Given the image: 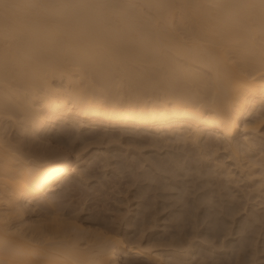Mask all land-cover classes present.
Wrapping results in <instances>:
<instances>
[{"label":"bare ground","instance_id":"bare-ground-1","mask_svg":"<svg viewBox=\"0 0 264 264\" xmlns=\"http://www.w3.org/2000/svg\"><path fill=\"white\" fill-rule=\"evenodd\" d=\"M258 3L0 0V264H262ZM112 142L128 159L106 154L104 166L134 173L120 213L96 220L55 204L61 179L87 176L84 150ZM239 180L256 202L238 201ZM168 221L176 231L156 235ZM255 221L253 256L241 245L231 257L232 223L251 232Z\"/></svg>","mask_w":264,"mask_h":264},{"label":"rangeland","instance_id":"rangeland-1","mask_svg":"<svg viewBox=\"0 0 264 264\" xmlns=\"http://www.w3.org/2000/svg\"><path fill=\"white\" fill-rule=\"evenodd\" d=\"M101 126V127H100ZM96 129H100V130H97V131H100V133L102 132V134L103 133H105V134H108V133H114L116 136L119 134L120 136L122 135L123 136V138H127V137H129L130 136V134H129V132L128 133H125L124 134V131H125V129L126 130H129L127 127H124V131H123V127H104L103 125H99V127L97 126L96 127ZM96 129H94V128H92V129H90V131H92V130H94V131H96ZM88 131H86V133H87ZM123 132V133H122ZM126 132V131H125ZM212 132V131H211ZM85 133V134H86ZM92 133H94L93 131H92ZM122 133V134H121ZM208 133H210V132H208ZM213 133V132H212ZM212 133L210 134V135H212ZM88 134V133H87ZM90 134V133H89ZM124 134V135H123ZM145 134V133H144ZM240 134H241V132H240ZM239 134V135H240ZM148 138L147 139H149V135L148 134H145ZM153 136V137H152ZM152 136L150 135V139L149 140H151L152 138H157L156 137V135L154 136V134H152ZM118 137V136H117ZM116 137V138H117ZM122 138V137H121ZM158 139H159V142L160 143H158V146H162V143L163 142H165L164 140H160V138H157L156 139V142L158 141ZM96 139H91V140H89V142L91 143H93L94 141H95ZM152 141H153V139H152ZM161 141H163V142H161ZM170 140H168L167 142L169 143V144H173L172 145V147L173 146H176V145H178L179 144V142H173V141H171V142H169ZM258 142V141H257ZM169 144H167L168 146H169ZM176 144V145H175ZM258 144H259V142H258ZM257 144V147L259 146ZM116 146L117 148L116 149H112V150H109V151H104V150H107L106 148L109 146V145H96V144H91L89 147H87L85 150H84V154H86L85 155V157L83 158L84 160H82L81 162H80V164H78L77 165V167H78V170L80 171H83V173H85L87 176H84V178H83V182L80 180V181H78L77 179H78V177H77V174L75 173V171H73L72 172V174L70 175V177H68V178H66V179H61L60 180V182L59 183H57V185H56V190H55V193L56 192H58L59 194H56L57 196L59 195V198L58 197H56V195H55V193H54V196L56 197L55 199H53L55 202V204H61V205H63L64 207L66 206V205H68V206H66L65 208V210H67V208L69 209H71V208H76L77 207V209H78V207L80 208V206L81 207H83V208H86L88 211H87V213H88V215H91V216H94L93 218L94 219H96L97 220V218H99L98 220H107V221H109L110 219H111V217L113 216V215H115V214H118L117 212H119V208H121L122 207V202H123V200H121L122 198H124L125 197V194H128V193H126V191L124 190V189H126L129 185L128 184H126V183H128L129 182V184L132 182L133 183V180H134V173H131L130 172V169L131 168H124L123 170H119L118 171V169H116V168H118V166L117 165H107L106 167L104 166V157H105V155L106 154H114V155H117L116 157H112L111 158V161H114V160H122V161H127V157H126V155H125V153L124 152H122V150H120V147H122V146H120L119 145V143H114V142H112L111 144H110V147L111 146ZM163 145H164V143H163ZM171 145H170V147H171ZM179 145H181V143L179 144ZM264 144H262L261 145V148H259V149H261V150H264L263 148H264V146H263ZM167 146V147H168ZM166 146L165 147H162L163 149H161L160 150V152H164L166 149L168 150H170L171 148L170 147H168L167 148ZM102 149H104V150H102ZM148 149V148H147ZM151 150H154V148H151ZM171 151H173V150H171ZM153 152V151H152ZM152 152H151V154H152ZM222 154L223 155V153H222V151H219V154ZM263 153H264V151H263ZM153 154L156 156V151L154 150V152H153ZM220 154V155H221ZM158 155V154H157ZM107 156V155H106ZM104 158V159H103ZM228 164V163H227ZM231 167V166H230ZM112 168H114V169H112ZM116 170V171H115ZM74 173V174H73ZM89 174V175H88ZM76 175V176H75ZM77 179H76V178ZM76 179V180H75ZM78 181V182H77ZM244 181H246V180H244ZM244 181H242L241 180V182H240V180L238 181L239 183V185H238V189L239 190H237V195H238V198H241V196H240V194L241 193H243L242 191H243V189H245L244 191L245 192H249V190L252 188H250L249 187V189H248V186H250L249 185V182H244ZM247 183V184H246ZM154 184V183H153ZM131 185V188H128V191L131 189V190H133L134 189V187H135V185H134V187L132 186V184H130ZM246 185V186H245ZM248 185V186H247ZM126 186V187H125ZM130 187V186H129ZM239 187H241V188H239ZM124 190V191H123ZM127 190V189H126ZM149 190H151L150 188H149ZM242 190V191H241ZM153 191V190H152ZM239 191H241V193L239 192ZM124 192H125V194H124ZM239 192V193H238ZM153 193L154 192H151V191H148V193H147V196H149V200H150V202L152 203V197L151 196H153ZM63 194V195H62ZM65 194V195H64ZM130 194V193H129ZM128 194V195H129ZM248 194V193H247ZM252 194V195H251ZM251 194H248V195H246V193L244 194L243 193V198H241V199H239L238 201L239 202H241L242 204H243V200L244 201H247V198H249V197H253L254 195H253V193H251ZM61 195V196H60ZM127 195V196H128ZM244 195H246V198H245V196ZM240 196V197H239ZM248 196V197H247ZM151 197V198H150ZM251 197V201L255 198L256 199V197H254V198H252ZM245 198V199H244ZM57 199V200H56ZM243 199V200H242ZM258 199V198H257ZM241 200V201H240ZM58 201V202H57ZM60 202V203H59ZM146 202H148L149 203V201H147L146 200ZM165 202H167V201H165ZM254 202H256L255 200H253V202H248L250 205H251V203H254ZM246 203V202H245ZM240 204V203H239ZM242 204H240V205H242ZM249 204H247L246 205V207L249 209L250 207V205ZM84 205V206H83ZM149 205H150V203H149ZM70 206V207H69ZM73 206V207H72ZM243 206V205H242ZM257 206H259V205H257ZM257 206H254L253 208H255V209H258V207ZM263 206V205H262ZM261 207V205L259 206V208ZM168 210V209H167ZM250 210V209H249ZM120 213V212H119ZM97 215H98V217H97ZM96 216V217H95ZM99 216H101V217H99ZM107 217V218H106ZM135 218H138V219H136V220H139L140 221V217H138V216H135ZM135 220V219H134ZM139 221H136L137 223L139 222ZM161 224H165L166 226H167V228L165 229V230H163L162 229V227L160 228V227H158L156 230L157 231H155V232H157L156 233V235H159V236H161V235H168V232H170V233H174L175 231H176V223H174V222H160ZM159 223V224H160ZM256 223H258V221L256 222H254V224H253V226L252 227H250L251 229L253 228V227H255L256 226V228L254 229H252V230H254V231H251L250 232V229L248 230V231H244V229H243V231L245 232H243L242 231V228L241 229H239L238 227H239V225L237 224V222L235 223L234 222V225H233V223H232V226H233V228H232V231L233 230H235V231H237V229L238 230H240L241 232H242V235L240 234L241 232L240 231H238V232H235V234L234 235H232V238H234L233 240V242H232V247L233 248H231L230 249V247H229V252H230V256L231 257H234V255H236V250H238V248L241 246V245H243V246H241L242 247V249H240L241 251H240V253L241 254H244V253H247V255H248V257H247V255L246 254H244V255H246V257L247 258H249L250 256H253V254H254V249H253V246L255 247V243H257L258 244V242L262 239L263 240V236H264V224H263V227H262V229L259 231V227H261L259 224H262L261 222H259L258 224H256ZM160 224V225H161ZM175 224V225H174ZM231 226V227H232ZM186 227H187V229L188 230H190V225L188 224V225H186ZM236 227V228H235ZM257 227L259 228L258 229V231H259V233H263V236L260 234V236H262V237H260L259 236V234L258 233H256V232H258L257 231ZM160 228V229H159ZM235 228V229H234ZM165 231V232H164ZM134 232H136V229L134 230ZM246 232H249V234L247 233L246 234ZM254 234H253V233ZM244 233V234H243ZM255 234H256V236H255ZM257 234H258V236L260 237H258L257 236ZM241 235V236H240ZM234 236V237H233ZM246 236H248V237H246ZM228 239L230 238L229 236L227 237ZM226 238V239H227ZM250 238V239H249ZM253 238V239H252ZM259 239V241L257 242V240ZM254 239H256L255 241H254ZM252 240H253V242H254V245H253V242H252ZM262 240H261V242H262ZM261 244V243H260ZM259 245V244H258ZM258 245H256L257 247H258ZM244 247V248H243ZM259 247H263L264 248V244L263 245H259ZM259 247H258V249H259ZM244 249V250H243ZM244 251V253H243V251ZM263 249L262 248H260V250H259V253L258 254H256V256H258L259 254H261L262 256H260L261 258L262 257H264V250L262 251ZM260 251H262L261 253H260ZM253 252V253H252ZM238 253V252H237ZM262 260V261H261ZM260 260V262L262 263V264H264V258H262Z\"/></svg>","mask_w":264,"mask_h":264},{"label":"snow or ice","instance_id":"snow-or-ice-1","mask_svg":"<svg viewBox=\"0 0 264 264\" xmlns=\"http://www.w3.org/2000/svg\"><path fill=\"white\" fill-rule=\"evenodd\" d=\"M248 7L259 8L261 20L264 21V0H259L258 4L248 5Z\"/></svg>","mask_w":264,"mask_h":264}]
</instances>
